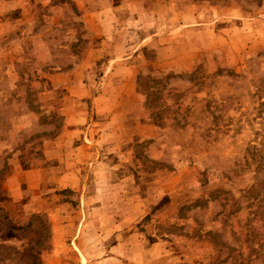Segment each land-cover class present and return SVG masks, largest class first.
<instances>
[{"label": "rangeland", "instance_id": "rangeland-1", "mask_svg": "<svg viewBox=\"0 0 264 264\" xmlns=\"http://www.w3.org/2000/svg\"><path fill=\"white\" fill-rule=\"evenodd\" d=\"M262 137L264 0H0V264H245Z\"/></svg>", "mask_w": 264, "mask_h": 264}, {"label": "trees", "instance_id": "trees-1", "mask_svg": "<svg viewBox=\"0 0 264 264\" xmlns=\"http://www.w3.org/2000/svg\"><path fill=\"white\" fill-rule=\"evenodd\" d=\"M262 139L264 140V137ZM263 140L258 146L251 145L246 149L249 159L255 164V171L264 169ZM238 202H244V208L247 210L244 242L247 243L248 253L245 264H264V244L261 239L262 234L258 230L259 224H264V176L259 179L254 178L250 185L241 190ZM253 243L255 246L252 245Z\"/></svg>", "mask_w": 264, "mask_h": 264}, {"label": "crops", "instance_id": "crops-1", "mask_svg": "<svg viewBox=\"0 0 264 264\" xmlns=\"http://www.w3.org/2000/svg\"><path fill=\"white\" fill-rule=\"evenodd\" d=\"M123 71H125L126 74H128V72H130V68H123ZM119 76H117L114 80L117 82V84H124V79L128 80L129 79V75H127L126 77L122 76L121 74H118Z\"/></svg>", "mask_w": 264, "mask_h": 264}]
</instances>
